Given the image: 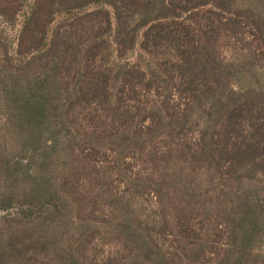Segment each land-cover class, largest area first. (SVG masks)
<instances>
[{
  "label": "trees",
  "instance_id": "16d2710c",
  "mask_svg": "<svg viewBox=\"0 0 264 264\" xmlns=\"http://www.w3.org/2000/svg\"><path fill=\"white\" fill-rule=\"evenodd\" d=\"M0 264H264V0H0Z\"/></svg>",
  "mask_w": 264,
  "mask_h": 264
},
{
  "label": "rangeland",
  "instance_id": "374dc122",
  "mask_svg": "<svg viewBox=\"0 0 264 264\" xmlns=\"http://www.w3.org/2000/svg\"><path fill=\"white\" fill-rule=\"evenodd\" d=\"M85 29H90V24H88L86 27H85ZM74 30H76V29H74ZM8 32L7 33H10L11 34V36H13V33H14V30H7ZM105 156H100L99 158H98V160H100V159H102V158H104ZM107 157V156H106ZM96 160V159H95ZM86 187V186H85ZM96 210H97V212L99 213V214H101L102 212H103V209L101 208V206L99 205L98 207L96 206ZM198 224H200V223H198ZM197 227H199V226H197ZM211 229V231L212 230H214L215 228H214V225H213V227L212 228H210ZM212 238H214V239H211V240H217L216 238L217 237H212ZM172 242H173V239L172 238H169V240H166L165 241V244L166 245H168L167 247H169V248H171L172 246ZM213 244H216V243H213ZM116 252V245L115 244H113V243H106V242H97L94 246H93V255L95 256V257H104V259H106L108 256H110V255H112V254H114Z\"/></svg>",
  "mask_w": 264,
  "mask_h": 264
}]
</instances>
